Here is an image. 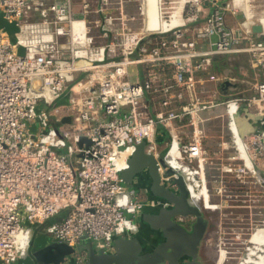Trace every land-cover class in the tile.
<instances>
[{
	"label": "built area",
	"instance_id": "obj_1",
	"mask_svg": "<svg viewBox=\"0 0 264 264\" xmlns=\"http://www.w3.org/2000/svg\"><path fill=\"white\" fill-rule=\"evenodd\" d=\"M209 3L213 10L189 36L188 21H179L174 9L164 17L159 0V14L153 16L150 1L141 0L143 35L130 30L122 10V28L111 33L106 25L103 35L109 39L96 43L85 17L73 13L72 0H0L5 18L18 26L15 40L0 28V264L27 254L34 223L62 213L48 224L47 232L72 245L87 234L97 247L112 248L115 237L138 230L135 218L144 203L124 184V170L137 145L153 141L158 122L172 123L186 114L196 122L199 111L216 104L202 98L197 88V74L209 68L212 54L247 51L253 66L264 72V25L259 36L251 30L242 35L227 25L226 7L220 0ZM187 5L184 17L199 19L204 6ZM110 20L108 16V24ZM214 34L217 37L211 39ZM198 38H210V47H197ZM135 48L138 55L131 57ZM138 62L149 66L142 81L129 75V65ZM156 64L172 65V78L154 70ZM148 91L161 96L164 109L156 116L149 112ZM184 91L187 97L181 110L171 108L176 99H183ZM65 92H69L66 108L55 106ZM242 102L256 104L264 113V79L257 80L253 97L223 101L229 141L236 151L230 157L240 159L223 169L241 190L249 186L264 194V120L256 130L241 133L237 113ZM57 114L61 123L56 126L49 117ZM64 116L71 121L63 122ZM170 132L166 160L176 145V155L191 178L210 191L199 133L182 141L178 133ZM83 135L90 143L80 146ZM164 169L160 168L161 182L168 184L173 176Z\"/></svg>",
	"mask_w": 264,
	"mask_h": 264
},
{
	"label": "crops",
	"instance_id": "obj_2",
	"mask_svg": "<svg viewBox=\"0 0 264 264\" xmlns=\"http://www.w3.org/2000/svg\"><path fill=\"white\" fill-rule=\"evenodd\" d=\"M185 1V4H184ZM187 0H180L178 5H176V18L179 21L183 19L187 20L186 22V30L189 36H192L197 26H201L208 13H210L214 5L212 3L204 4V11H200V18L195 21H189L185 15V7ZM241 0H237L238 4H234V0L230 2H222V4L226 7V23L229 27H233L237 29L239 33L244 35L247 31H252L254 36H259V32H255L252 28L255 23H262L264 25V14L260 17V21H255L254 19H248L251 17L248 13H245L246 2L242 4ZM73 2V13L76 16L85 17L87 25H89L91 33L95 37L96 43H104L109 39L108 37L103 35L104 27L106 25H110V30L119 31L122 28L121 18H119L122 10L127 15L125 18V23L128 25L130 30L137 32V35H143L145 32V23H144V9L141 7V0H72ZM87 3V4H85ZM240 3V6H239ZM152 6V5H151ZM154 7V6H153ZM241 10L238 11V8ZM156 8L159 9V3L156 4ZM155 11V7H154ZM153 11V12H154ZM183 11V12H182ZM244 12L246 14L247 19H242L240 13ZM151 13V12H150ZM111 16L110 23L107 22V17ZM245 16V15H244ZM168 35L170 33H167ZM167 35V36H168ZM211 39H215L213 36ZM210 38H198L197 39V47L202 49H207L210 47ZM246 43V40H243ZM138 55V49L135 48L131 52V57H136ZM136 64H143V71L138 76L133 77L129 70V75L134 81H142L146 78L149 66L147 63L138 62ZM130 67V65H129ZM173 73L169 71H163V77L172 78ZM197 88L201 97L208 100L216 101V104L211 107L199 111L196 120H199L200 113H203L204 118L201 117V121L204 120V123H198V121H194L190 116L183 115L179 116L172 120V123H163L158 122L157 128L155 131V135L153 141H146V151L150 153H154L156 156L158 154L163 155L166 152V149L170 142L171 132L178 133L180 139L182 141H190L196 132L199 133L202 140V146L204 148L205 154V163L209 159L219 160V170H220V179L217 178L219 175H211L206 177L208 183H211L210 191L218 190V187H227L231 183L233 184L232 174L225 171L223 166L229 162H237V159H232L230 156L235 154V149L231 146L229 141V116L227 114V108L223 101L229 99L230 95H234V97H240L242 99H249L256 94V82L257 80L264 79V72L259 71L257 68L253 66L250 60V54L244 50H234L231 52H220L214 53L211 56V64L207 70L199 71L197 74ZM216 85L214 88H210L207 92L204 91L203 82H213ZM207 84V83H206ZM208 85V84H207ZM177 90H183L182 87L177 86ZM72 92V91H71ZM209 92V93H208ZM67 93V92H66ZM204 93V94H203ZM69 96V92L67 93ZM160 94L159 93H151L148 91L145 99L148 104L149 112L156 116L157 112L161 109L160 106ZM187 97L186 91H184L183 99H176L175 102L170 106L173 109L181 110L182 104L185 102V98ZM60 98V97H59ZM184 101V102H183ZM183 102V103H182ZM231 111L234 110V104H232ZM187 117H190V122ZM237 120L240 122V126L246 125L249 132H252L259 128L264 120V113H259L258 106L253 104L251 106H247L245 102L241 103L239 112L237 113ZM245 121V123H243ZM209 122V123H205ZM242 122V123H241ZM190 124L191 130L188 129V125ZM201 124V125H200ZM183 127V128H182ZM187 133H185L186 131ZM191 134L189 140H183L185 136ZM248 133V132H247ZM161 135V146L163 148V152L160 150H154L153 144L156 138ZM184 137V138H183ZM167 158H171L173 161L177 159L176 148L173 145L167 153ZM264 162V160L262 161ZM205 167V165H204ZM181 172L187 177L188 184L190 189L193 190V199L194 201L201 207L203 213L207 220L209 221L208 234L211 236H215V231L210 230V225L218 222V211H219V199L214 197L213 194L208 193L207 189L203 187L202 183L199 184L195 182L191 176L190 172L181 166H179ZM206 170V168H205ZM216 177V178H215ZM134 183L145 184L146 188H149L151 180L149 176H144V179L141 181L139 177H133ZM202 182V181H201ZM213 182L215 184H213ZM128 187L131 185L128 182H125ZM229 187V186H228ZM237 187V186H236ZM240 188H237V192ZM215 205V206H214ZM242 205V204H241ZM218 207V208H216ZM216 208V209H215ZM63 213L59 216L53 217V221L61 218ZM140 216L138 215L135 220L140 222ZM141 226H143L141 224ZM143 228H145L143 226ZM264 228L259 229L252 237L251 243L254 244L252 247L249 246L251 252V260L254 261L253 264H264ZM130 234L137 235L138 237H143L144 232L139 231ZM207 234V235H208ZM123 236V235H122ZM126 247V245H125ZM113 251L115 249L113 248ZM127 253L126 248L123 249L121 255ZM223 260V257L221 258Z\"/></svg>",
	"mask_w": 264,
	"mask_h": 264
},
{
	"label": "water",
	"instance_id": "obj_3",
	"mask_svg": "<svg viewBox=\"0 0 264 264\" xmlns=\"http://www.w3.org/2000/svg\"><path fill=\"white\" fill-rule=\"evenodd\" d=\"M204 3L209 4V1L205 0ZM252 28L255 32L262 31L263 25L260 22L255 23L253 24ZM19 51L24 52V47L20 46ZM62 121H71V117L64 116ZM240 130L243 134L248 132L246 125H243ZM84 141L90 143V139L83 135L79 140V145L82 146ZM146 145V141L138 144L136 150L129 157V166L124 170L125 182H128V180L132 179L136 173L142 172L143 175L150 177V186L154 194L165 198L170 203V205L169 207L161 205L157 211L149 213V216H147L148 212H145L142 214L141 219L148 224L150 223L149 225L151 228L159 229L162 235L166 237L163 245L167 249V252L171 253L173 250L174 245L171 241L173 240V237H177V239L182 241V243L185 245H187V239L190 240L191 246H193L194 250L197 251L200 240L203 238L204 234L209 228V223L200 214L198 209L190 202L191 191L188 188L184 178L178 173V171H176L173 166L168 163L165 156L158 158L154 153L146 151ZM78 154L82 155L83 153ZM161 167H166V172L173 176L171 181L177 189L172 190L171 188L165 187L163 184H161ZM175 214L195 215L196 219L194 223H191L189 228H187L173 219ZM180 233H185L188 237H191L192 240L185 236L183 238ZM81 241L82 242L77 247L66 244L68 247H71L72 250L69 252L66 251L63 259H67L68 254L75 253L77 249L86 248L88 249L87 262L89 264H158L164 260V258H158L157 256L159 247L158 244L155 245V248L152 251H148L144 254L143 260L140 255L134 257L131 251H134L135 249V244H133L134 241H139L137 235L130 236L126 233L123 236L115 237L113 241V248L115 251L111 250V252L95 253L96 248L93 246L92 241L87 234L82 236ZM136 243L139 245V242ZM168 247L170 249H168ZM124 248H126L127 253L124 254L121 261V253ZM39 251L44 252V254L53 253L55 251V245L51 243L37 250V252ZM196 251L195 253L181 254L175 259L170 258L171 262L172 264H180L181 260L183 261L187 259V261H183V264H203L197 259ZM105 254L106 257L104 256ZM129 254L131 256L130 258L128 257ZM165 258L169 259V257Z\"/></svg>",
	"mask_w": 264,
	"mask_h": 264
},
{
	"label": "rangeland",
	"instance_id": "obj_4",
	"mask_svg": "<svg viewBox=\"0 0 264 264\" xmlns=\"http://www.w3.org/2000/svg\"><path fill=\"white\" fill-rule=\"evenodd\" d=\"M150 5L155 7V11L151 12L153 16H156L159 14V9L156 8V4L159 3V0H149ZM203 1V3H202ZM205 0H188L186 1L187 7H190L191 5H200L204 6L203 4ZM209 1V0H208ZM221 2H230L231 0H220ZM242 4L246 2V8L245 13H248L251 17L248 19H254L255 21H260V17L264 14V0H241ZM180 0H161V10L164 17H167L169 14V10H173L174 15H176V5ZM185 4V2H184ZM240 6V4H239ZM205 7V6H204ZM238 8V7H237ZM204 8L202 7V10ZM241 10L238 8V11ZM204 11V10H203ZM242 16V19H247L246 14L244 12L240 13ZM245 15V16H244ZM0 28L5 29L10 34L12 40H15L16 38V31L18 30V26L13 23L9 22L5 16L4 12L0 10ZM190 35V34H189ZM214 38L217 36L214 34ZM145 42H148V39L145 40ZM143 64H136L132 63L130 64L129 70L133 77L136 78L139 74L143 71ZM208 85H207V84ZM203 82L201 85H203V89L205 92H207L208 89L214 88L216 85L213 82ZM74 89V88H73ZM209 93V92H208ZM204 94V93H203ZM234 97V95H230L229 98ZM69 96H67V93H63L60 98H57V100L54 102L55 106L60 108H66L67 102H68ZM53 106L51 107V109ZM190 116V114H186ZM191 117V116H190ZM190 117H187L190 122ZM201 117L204 118L203 113H200L198 123H204V120L201 121ZM50 122L53 125H58L61 123V119L58 118L57 115H51ZM191 123V122H190ZM209 123V122H205ZM36 122L32 123V130H37ZM201 125V124H200ZM183 128V127H182ZM188 129L191 130L190 124L188 125ZM186 131V130H185ZM187 133V131L185 132ZM189 133V132H188ZM191 134L189 133V137ZM203 137H201L202 139ZM161 135L158 136V138L155 139L153 148L154 150H160V152H163V148H160L162 142ZM160 146H159V145ZM219 160L215 159H208L204 165H205V174L211 178V175L213 174H220L219 170ZM194 164L198 165V162H195ZM135 177V176H134ZM216 178V177H215ZM217 178H221L220 175ZM212 179V178H211ZM209 179H207L208 182ZM233 181V184L231 183L227 187H223V191H213L211 194L214 195V197L219 199V211H218V222L215 224L210 225V230L215 231V234L217 236V243H218V249L224 250L226 253V256L223 260L222 264H249V262L240 261L242 256L245 254V251L248 249V246H253L254 244L251 243V235L256 231V228L263 227L264 226V194H258L254 191L252 187H247L244 189H240L237 192L236 183L234 182V179H231ZM130 183V184H129ZM127 185L126 183H124ZM128 184L132 185L134 184L133 178L128 180ZM213 184H215L213 182ZM208 190H210L211 183H208ZM264 192V191H263ZM260 192V193H263ZM242 204V205H241ZM53 221V217L46 220L43 223L36 222L33 224L34 228V236L31 240L32 246H39L45 239L47 240L50 238V236L53 237L50 233L47 232V226L49 223ZM93 242L96 244V241L93 240ZM97 246V244H96ZM212 257H215L217 252L213 248L211 249ZM251 259V257H250ZM250 261V260H249ZM17 262H13L11 264H16Z\"/></svg>",
	"mask_w": 264,
	"mask_h": 264
},
{
	"label": "flooded vegetation",
	"instance_id": "obj_5",
	"mask_svg": "<svg viewBox=\"0 0 264 264\" xmlns=\"http://www.w3.org/2000/svg\"><path fill=\"white\" fill-rule=\"evenodd\" d=\"M161 156H164L161 155ZM160 154H158V158L161 157ZM164 168V167H163ZM166 169H164L165 171ZM161 174V170H160ZM135 177H139L141 181L144 179V176L142 172L136 173L134 175ZM161 184H163L161 182ZM165 187L171 188L172 190L177 189L176 186L173 185V182L170 181L168 184H163ZM131 187L135 190L136 195L139 199L142 200L144 203L142 209L139 212V215L142 216L143 213L148 212L147 216H149V213L157 211L160 206H167L169 207L170 203L163 197H159L158 195L154 194V192L151 189V186L149 188L145 187V184L141 183H134L131 185ZM191 196L193 198V190H191ZM154 202H151L153 201ZM194 201V199H193ZM195 202V201H194ZM196 203V202H195ZM197 204V203H196ZM198 205V204H197ZM201 208V207H200ZM140 216V222L138 221V229L139 231H142L145 233L143 237H138L139 241H134V251H131L134 257L137 255H140V257L143 260V256L146 252L152 251L155 248V245L158 244V258H164L163 261L159 262L158 264H172L171 259H175L177 256H180L181 254L186 253H195L196 250H194V247L191 246V241L187 239V245L183 244L182 241L178 240L177 237H173L172 243L174 245L173 250L171 253L167 252L166 248L163 245V242L166 240V237H164L159 229L151 228L150 223H146L141 219ZM151 217V216H150ZM174 220L181 223L183 226L189 228L191 223H194L196 217L195 215H182V214H175L173 217ZM141 224L143 226H141ZM182 237H188L185 233H180ZM208 229L206 233L204 234L203 238L200 240L198 244V250L196 251L197 259L202 262L203 264H215L217 260V254L215 257H212L211 249H215L217 243V236H211L208 234ZM129 235V234H128ZM34 236V234H33ZM192 240L191 237H188ZM33 239V237H32ZM93 246L96 248L95 253L100 252H111L113 250L112 248H99L96 246V244L91 239ZM154 241V243H153ZM82 241H79L76 245H73L74 247H77ZM139 242V245L136 243ZM55 245V251L53 253L44 254V252H37V250L41 249L42 247L49 245V244ZM181 243V244H180ZM69 244L65 241H59L56 238L50 236L47 240L43 241L39 246H32V243L30 244L29 250L27 254L23 257H21L18 261H16V264H89L87 262L88 258V249L81 248L77 249L75 253L68 254V258H64L66 251H71L72 248L68 247ZM141 244V246H140ZM138 247H137V246ZM168 249H170L168 247ZM216 250V249H215ZM167 255V256H166ZM251 255V252H250ZM106 257V254L104 255ZM130 258V254L128 255ZM165 257H169V259H166ZM98 258V257H97ZM123 259V256L121 258V261ZM251 260V259H250ZM170 261V262H169ZM183 261H187L183 260ZM182 260L180 261V264H183ZM189 261V260H188ZM223 263V261H222Z\"/></svg>",
	"mask_w": 264,
	"mask_h": 264
},
{
	"label": "bare ground",
	"instance_id": "obj_6",
	"mask_svg": "<svg viewBox=\"0 0 264 264\" xmlns=\"http://www.w3.org/2000/svg\"><path fill=\"white\" fill-rule=\"evenodd\" d=\"M235 3L238 4L237 0H235ZM149 11L150 12H153L154 11V7L149 5ZM183 12V11H182ZM166 25H168L167 23H163L162 26L165 27ZM240 123V122H239ZM242 123V122H241ZM245 123V121L243 122ZM175 148H176V145H174ZM176 152H177V148H176ZM167 160L169 162H171L172 166L175 167V169L178 171V173L184 178V180L186 181V183L188 184V180H187V177L181 172V170L179 169V166L185 168L184 164L181 162V160L178 158L177 156V159L175 161H173L171 158H167ZM189 185V184H188ZM190 187V186H189ZM191 190V189H190ZM190 202L198 209V211L200 212V214L207 220V218L205 217L204 213H203V210L200 208L199 205H197L194 201H193V198L191 196V193H190ZM215 206V205H214ZM218 208V207H216ZM215 208V209H216ZM207 222L209 223V221L207 220ZM262 227H258L256 228V231L251 235V237L259 230L261 229ZM264 228V226H263ZM262 232L263 229H262ZM214 236V235H213ZM248 249L245 251V254L242 256L241 260L240 261H245V262H249V264H253L254 261L253 260H250V248L249 246L247 247ZM216 249V252H217V260H216V263L215 264H222V261L224 260L225 256H226V253L224 252V250H220L218 249V244L216 245L215 247ZM223 257V260H221V258ZM250 260V261H249Z\"/></svg>",
	"mask_w": 264,
	"mask_h": 264
},
{
	"label": "trees",
	"instance_id": "obj_7",
	"mask_svg": "<svg viewBox=\"0 0 264 264\" xmlns=\"http://www.w3.org/2000/svg\"><path fill=\"white\" fill-rule=\"evenodd\" d=\"M166 35L168 34L166 33ZM152 68L158 71H169L170 73H173V67L170 64H156V65H153ZM183 140H189V138H184Z\"/></svg>",
	"mask_w": 264,
	"mask_h": 264
}]
</instances>
